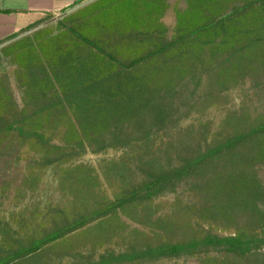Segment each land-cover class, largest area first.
<instances>
[{"label":"rangeland","instance_id":"obj_1","mask_svg":"<svg viewBox=\"0 0 264 264\" xmlns=\"http://www.w3.org/2000/svg\"><path fill=\"white\" fill-rule=\"evenodd\" d=\"M212 21L216 22L209 28L191 34ZM75 32L124 63L185 36L156 52L135 73L148 78L152 99L166 108V122L152 129L154 149L169 148L166 142L186 134L191 123L196 124V134L210 135L231 131L230 122H243L248 130L264 126V0H97L42 15L0 42V118L31 119L16 131L0 134V232L42 233L57 220L61 223L56 207L71 208L70 181L83 177L86 170L98 174L96 192L109 196L110 185L120 182L116 173L106 174V160L118 157L124 151L121 146L99 152L86 149L77 161L85 167L78 171H66L70 164L46 166L42 160L45 150L72 136L74 116L53 103L59 89L54 72L68 83L62 77L72 76L74 65L80 64L88 74L113 67ZM47 72L51 82L44 77ZM43 105L49 108L35 112ZM40 138L48 142V149ZM251 164L264 192V155H256ZM173 197L156 198L149 217L125 210L92 222L61 243L56 253L69 248L122 249L156 242L159 232L167 238L162 228L167 221L156 222L155 217L167 213ZM183 222L178 219L175 224ZM141 228L145 235L137 231Z\"/></svg>","mask_w":264,"mask_h":264},{"label":"trees","instance_id":"obj_2","mask_svg":"<svg viewBox=\"0 0 264 264\" xmlns=\"http://www.w3.org/2000/svg\"><path fill=\"white\" fill-rule=\"evenodd\" d=\"M75 34L103 53L113 67L88 74L80 64H73V75L62 77L68 83H62L54 72L59 89L53 103L68 108L74 116L69 127L72 136L54 143L53 150H45L42 160L46 166L70 164L66 171H78L85 167L77 161L86 149L99 152L121 146L124 151L118 157L106 160V174L116 173L120 182L110 185L108 196L95 190L97 173L86 170L83 177H74L69 184L71 208L56 207L61 223L57 220L42 233L0 232V264H264V192L251 164L256 155H264V126L248 130L243 127L245 123L236 121L229 123L231 131L210 135L196 134V124L191 123L186 134L166 142L169 148L154 149L152 129L166 122V108L152 99L148 78L135 73L156 52L185 36L124 63ZM44 77L51 82L48 72ZM44 107L49 108L43 105L35 112L44 111ZM30 120L0 118V134L16 131ZM40 143L48 149L43 138ZM168 194L174 196L171 208L155 217L156 222L167 221L162 227L167 238L159 232L156 242L129 244L122 249L69 248L56 253L61 243L92 222H103L125 210L152 216L154 200ZM178 219L184 221L180 226L175 224ZM137 231L146 234L143 228Z\"/></svg>","mask_w":264,"mask_h":264},{"label":"crops","instance_id":"obj_3","mask_svg":"<svg viewBox=\"0 0 264 264\" xmlns=\"http://www.w3.org/2000/svg\"><path fill=\"white\" fill-rule=\"evenodd\" d=\"M97 0H0V42L25 30L40 16Z\"/></svg>","mask_w":264,"mask_h":264}]
</instances>
